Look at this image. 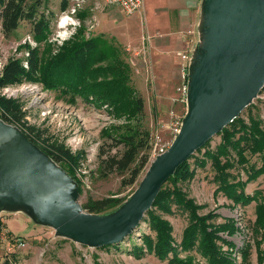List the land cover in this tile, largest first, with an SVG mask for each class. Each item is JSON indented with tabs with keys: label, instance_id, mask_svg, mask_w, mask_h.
Instances as JSON below:
<instances>
[{
	"label": "rangeland",
	"instance_id": "1",
	"mask_svg": "<svg viewBox=\"0 0 264 264\" xmlns=\"http://www.w3.org/2000/svg\"><path fill=\"white\" fill-rule=\"evenodd\" d=\"M44 2L45 7L40 11L46 15L52 14V31L47 41L37 43L32 36L31 24L27 21L21 22L8 36H4L0 30V67L10 58H18L24 62L27 45L37 47L41 54L48 46L55 52V49L75 37L79 31H82L86 38L105 35L108 39H114L129 65L130 85L143 99L142 122L150 132L149 162L130 186H122V180L126 179L127 175L101 174L99 148L103 146L108 155H114L118 150L109 147L110 142L105 140L103 133L127 123L126 118L115 117L112 108L107 105L97 107L80 98L71 99V95L52 91L41 82H23L12 86L9 92H1L0 97L11 99L16 104V112L9 116V124L19 128L40 147L54 153L56 149L69 152L71 159L63 162V165L73 173V179L81 192L79 203L82 206L89 199L122 200L111 210L100 213L108 214L116 210L134 192L153 160L151 154L155 144L168 146L176 137L173 125L175 122L181 123L186 113L188 67L193 51L200 41L198 24L201 0H198L197 12L195 7L193 8L195 18L191 21L190 29L183 30L184 34L181 35L183 47L178 46L170 51L167 50V9H161V12L158 10L164 6L165 0H143L141 11L132 16H125L118 7L106 5L102 0H83L78 6L72 1L64 13L59 10L60 0ZM73 9L74 13L71 12ZM66 15L72 20L67 19ZM164 15L166 27L161 23ZM61 19L64 20L63 25L58 27ZM153 27L156 31L152 30ZM65 31L71 33L70 36H66L68 38L61 44L57 43L53 38L58 32L64 35ZM182 55H186L188 60H182ZM251 115L264 122V95L263 100H254L239 117L249 124L248 117ZM219 142L220 136L217 135L211 139L208 146L214 148ZM245 155L247 162L243 165L239 163L236 153L230 152L234 167L229 171L233 178L241 181L246 180V173L250 168L260 165V157ZM196 157L202 159L201 155H195V159ZM221 159L224 161V158ZM189 164L190 169L194 170L193 177L189 181L178 182L176 187L199 207V216L210 212L215 214L216 217L210 220L211 224L234 225L233 234L223 230L218 234L220 238L217 241V246L229 257L232 264H242L244 250L249 253V264H257L255 242L260 239L261 233L255 231L253 226L255 204L243 207L235 205L221 193L214 196L215 172L210 162L204 167H198L196 162L190 159ZM166 186L171 185L168 183ZM255 190L261 191L264 197L263 176L245 186L247 194H252ZM156 214L171 226L173 244L180 247L183 232L188 224V214L173 204L169 214L158 210ZM1 218L13 237L24 239L25 246L11 251L6 245H0V264L5 261L11 264H169L167 260L158 259L154 253H144L140 258L131 255L130 247H142L141 235L145 233L154 238V233L149 231L144 221L140 223L139 231L136 230L132 234L130 241L119 244V248L110 246L95 249L57 237L52 228L34 224L23 212H3ZM260 247L264 255V240ZM178 251V257L190 259V264H206L196 247L186 252L180 248Z\"/></svg>",
	"mask_w": 264,
	"mask_h": 264
},
{
	"label": "trees",
	"instance_id": "2",
	"mask_svg": "<svg viewBox=\"0 0 264 264\" xmlns=\"http://www.w3.org/2000/svg\"><path fill=\"white\" fill-rule=\"evenodd\" d=\"M72 1L75 0H60V12L64 13ZM43 7H45L44 0H0L2 34L8 36L21 22L27 21L31 24L34 40L37 43L46 42L52 31V14L46 15L41 12ZM25 48L27 56L24 62L18 58H10L0 67V93L23 82H41L52 91L71 95V99L80 98L97 107L103 105L111 107L114 116L126 118L127 123L113 127V131L103 133L105 140L110 142L109 147L118 150L114 155H108L103 146L99 148V170L103 176L110 173L127 175V178L122 180V186L133 185L149 162L150 132L142 122L143 99L130 85L129 65L125 62L121 48L114 43V39H108L105 35L86 38L82 31H79L75 37L63 42L55 52L51 47H46L43 52L45 56L37 47L27 45ZM14 112H16L15 102L0 97V118L9 124V116ZM248 119L249 124L240 117L234 119L218 134L220 136L218 145L210 148L208 146L210 140L195 154L201 155V160L197 157L195 159V155L191 156L173 176L167 179L143 219L149 231L154 233V238L145 233L141 235L142 247L126 249L133 257L140 258L144 253H154L158 259L167 260L169 264H190V259L178 257V249L186 252L196 247L206 264H232L229 257L217 246V241L220 238L218 234L223 230L233 234L234 225L211 224L210 220L216 217L215 214L210 212L199 216L197 214L199 207L176 187L178 182L189 181L193 177L194 170L190 169L189 164V160L193 159L198 167H204L210 162L215 172L214 196L221 193L235 205L243 207L251 203L255 204L253 226L255 231L261 233L260 239L255 242L256 261L257 264H264V255L260 247L264 240V197L259 190H255L252 194L245 192L248 183L256 181L260 176L264 177V122L252 115ZM25 135L37 145L27 134ZM38 147L74 178L73 173L63 165V162L71 159L67 150L56 149L54 153ZM230 152H235L239 163L243 165L247 162L245 154L256 155L260 157V165L247 171L245 181L235 179L229 171L234 167L230 160ZM221 158H224V161ZM168 183L171 186L167 187ZM121 202V199L115 198L89 199L83 208L88 213L100 214L111 210ZM172 204L188 214V224L183 232L180 247L173 244L171 226L156 214L157 210L169 214ZM132 234L125 241L129 242ZM118 245L111 246L119 248ZM248 256L249 253L244 250L242 264H249ZM4 264L11 263L5 261Z\"/></svg>",
	"mask_w": 264,
	"mask_h": 264
},
{
	"label": "water",
	"instance_id": "3",
	"mask_svg": "<svg viewBox=\"0 0 264 264\" xmlns=\"http://www.w3.org/2000/svg\"><path fill=\"white\" fill-rule=\"evenodd\" d=\"M198 27L179 132L126 201L108 214L88 213L73 177L0 118V213L23 212L57 237L95 249L134 233L167 179L264 89V0H201Z\"/></svg>",
	"mask_w": 264,
	"mask_h": 264
},
{
	"label": "built area",
	"instance_id": "4",
	"mask_svg": "<svg viewBox=\"0 0 264 264\" xmlns=\"http://www.w3.org/2000/svg\"><path fill=\"white\" fill-rule=\"evenodd\" d=\"M83 0H75L73 1L75 4H77V6L82 2ZM106 5L109 6H116L118 7V9L122 12V14H124L125 16H132L135 15L137 13H139L143 7V0H102ZM71 12H75V10L73 9ZM67 19H71L68 15L65 16ZM64 20L61 19L60 22L58 23V27H61L63 25ZM68 31H65L64 35H61L62 33H57L56 37H54L53 39L61 44L63 41H65L70 34L66 33ZM68 36V37H66ZM138 55V54H136ZM182 60L187 61L188 58L186 55H182L181 56ZM10 88V87H9ZM9 88H6L4 90H2L1 92L7 93L10 91ZM264 89L261 91L260 95H259V99L263 100V93ZM181 123L175 122L173 127V132L175 133V136L177 135V133L179 132ZM170 145L165 146L163 144H155V147L152 151L151 154V158L154 160L158 155L164 153L165 151H167V149L169 148ZM0 245H6L8 250H13V249H19L25 246V241L23 238L21 237H13V235L10 234L9 230L7 229V227H5L3 219L1 218L0 215Z\"/></svg>",
	"mask_w": 264,
	"mask_h": 264
},
{
	"label": "crops",
	"instance_id": "5",
	"mask_svg": "<svg viewBox=\"0 0 264 264\" xmlns=\"http://www.w3.org/2000/svg\"><path fill=\"white\" fill-rule=\"evenodd\" d=\"M197 3L198 0H165L164 6L158 9L160 12L161 9H167V50H175L178 46L183 47L181 35L184 34L183 30L190 29L191 21L195 18L193 8L195 7L197 12ZM162 18L161 23L166 27V16ZM152 30L156 31V28L153 27Z\"/></svg>",
	"mask_w": 264,
	"mask_h": 264
}]
</instances>
